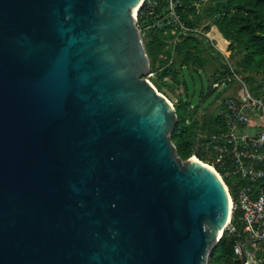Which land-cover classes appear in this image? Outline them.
Wrapping results in <instances>:
<instances>
[{
  "label": "water",
  "instance_id": "95a60500",
  "mask_svg": "<svg viewBox=\"0 0 264 264\" xmlns=\"http://www.w3.org/2000/svg\"><path fill=\"white\" fill-rule=\"evenodd\" d=\"M143 2L0 0V264H206L223 236L229 188L146 77Z\"/></svg>",
  "mask_w": 264,
  "mask_h": 264
},
{
  "label": "trees",
  "instance_id": "16d2710c",
  "mask_svg": "<svg viewBox=\"0 0 264 264\" xmlns=\"http://www.w3.org/2000/svg\"><path fill=\"white\" fill-rule=\"evenodd\" d=\"M157 4L140 8L138 13V24H150L148 29L149 41L145 44L149 57L156 59L159 52L169 47L171 50L169 67L172 69L171 77L179 79V72L187 61H198L203 64L201 57L203 51L207 48L204 46L202 38L198 32H180L179 35L173 33L175 27L173 25L167 28H159L154 25L157 18L161 17L168 4V0H156ZM193 0H183L179 12L181 19L186 22V4ZM214 7L215 23L219 27L222 36L227 45L230 39L235 42L236 47L244 51L243 59L247 66L255 72L264 76V0H216ZM153 10V12H150ZM179 40L173 44H169L175 37ZM227 38V39H226ZM172 47V48H170ZM175 49V53H174ZM166 57L168 53L166 52ZM176 54V57H175ZM176 58V59H175ZM159 59V58H158ZM161 59V58H160ZM162 67V66H160ZM160 75H169L160 69ZM157 72V71H156ZM256 93V92H255ZM258 94V93H256ZM260 95V94H258ZM178 120L171 131V138L180 156L184 159L192 156L196 151L199 158L206 161V135L212 134L217 130L216 122L221 120V115L216 112L208 117L203 116V122L207 130L205 133L194 132L193 124L188 122L186 113L187 105L180 102L176 108ZM208 124V125H206ZM234 199L236 194L232 192ZM234 229L226 228L223 236L215 246L213 254L209 257V264H243L247 257L242 249L238 253L235 249L237 243H243L248 239L244 232V221L242 218V210L236 206L232 213L231 220ZM250 250L256 249L253 264H264V240L261 239L255 244L248 246Z\"/></svg>",
  "mask_w": 264,
  "mask_h": 264
},
{
  "label": "built area",
  "instance_id": "2783aa9c",
  "mask_svg": "<svg viewBox=\"0 0 264 264\" xmlns=\"http://www.w3.org/2000/svg\"><path fill=\"white\" fill-rule=\"evenodd\" d=\"M182 3L183 0H168L165 13L154 25L159 28L173 25L180 32H193L181 19ZM156 4V0H144L141 7L146 6L147 10ZM153 74L149 71L146 77L151 80ZM242 89L241 94H227L221 100L217 130L206 135L205 162L225 180L231 194L232 213L236 206L242 210L248 239L260 236L264 240V96L247 86ZM193 155L197 156L196 151ZM231 220L232 214L227 228L233 230ZM235 249L241 253L242 244L237 243Z\"/></svg>",
  "mask_w": 264,
  "mask_h": 264
},
{
  "label": "rangeland",
  "instance_id": "374dc122",
  "mask_svg": "<svg viewBox=\"0 0 264 264\" xmlns=\"http://www.w3.org/2000/svg\"><path fill=\"white\" fill-rule=\"evenodd\" d=\"M216 3V0H193L186 4L187 21L183 22L189 29L203 36L202 41L204 40L203 44L207 48L201 54L203 64L198 61L185 62L179 72V79H176L171 77L172 69L168 65L172 49H166L168 57L163 52L164 49L156 59L152 60L150 57V71L154 72L150 76L152 82L168 96L176 108L180 102L187 105L186 117L193 124L196 134L205 133L207 126L205 128L203 116L208 117L218 112L219 104L227 94H241L242 88L247 86L264 96V76L247 66L243 59L245 53L236 47L235 42L226 38L228 43L224 45L225 36H221L223 33H220L221 30L215 23L213 13ZM139 26L146 44L149 41L150 24ZM174 29L173 33L179 35V28ZM178 40L177 36L169 44H176ZM160 66L169 75H160ZM216 82L220 85H215ZM209 263L207 261L206 264Z\"/></svg>",
  "mask_w": 264,
  "mask_h": 264
},
{
  "label": "crops",
  "instance_id": "0c3cea01",
  "mask_svg": "<svg viewBox=\"0 0 264 264\" xmlns=\"http://www.w3.org/2000/svg\"><path fill=\"white\" fill-rule=\"evenodd\" d=\"M219 33V32H218ZM221 33V32H220ZM220 34H218V36H219ZM222 36V35H221ZM224 45H226V43H224Z\"/></svg>",
  "mask_w": 264,
  "mask_h": 264
}]
</instances>
